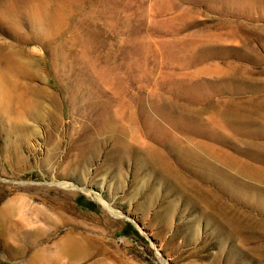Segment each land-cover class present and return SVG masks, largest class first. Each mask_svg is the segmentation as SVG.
Wrapping results in <instances>:
<instances>
[{
	"label": "rangeland",
	"instance_id": "rangeland-1",
	"mask_svg": "<svg viewBox=\"0 0 264 264\" xmlns=\"http://www.w3.org/2000/svg\"><path fill=\"white\" fill-rule=\"evenodd\" d=\"M0 71V264H264V0H0Z\"/></svg>",
	"mask_w": 264,
	"mask_h": 264
},
{
	"label": "bare ground",
	"instance_id": "bare-ground-1",
	"mask_svg": "<svg viewBox=\"0 0 264 264\" xmlns=\"http://www.w3.org/2000/svg\"><path fill=\"white\" fill-rule=\"evenodd\" d=\"M5 76L6 75H4L0 71V84H1L0 85V91L1 92L5 88V81L7 80ZM236 111L238 112V110L228 111L227 114H229V116L232 119H235L236 122L238 123V125H242L243 127H246V125L249 122H252L248 118V116H243L241 114H238L239 112L237 113ZM235 120H234V122H235ZM258 131H260V130H258ZM261 132H263V131H261ZM248 134H250V132ZM150 155H151V159L150 160L155 165H157V167L163 173H165L167 175L170 174L171 176H173L175 178L176 181H181V179L177 176V173L173 171L172 167L166 162L165 158L163 157V155L161 153H159V152H152V153H150ZM186 158H187V160H188V162H189L190 165H193V166H196L197 165V167H195V168L198 171V173H200L201 175H206V174H211L212 175L213 174V171H210L211 169L209 167H204L203 164H202V162L195 155H193L192 153H190L189 155H186ZM216 180H217V183L219 184V186L221 188H224V189H227V190L229 189V186H230L229 184L230 183L228 184V182L225 181L227 179H224V178H222V176H220ZM105 207L108 210H110L111 212H113L111 210L110 206H108V205L105 204ZM83 250H84L83 245L81 243H79L78 241L73 240V239H66V240H64L63 243H62V246H61V252L62 253H65V254H76V255H78V254L83 253ZM28 264H49V261L45 257H35L32 260H30V262Z\"/></svg>",
	"mask_w": 264,
	"mask_h": 264
}]
</instances>
